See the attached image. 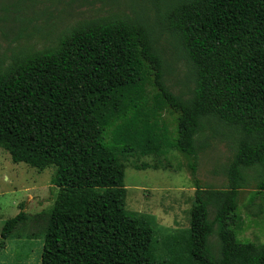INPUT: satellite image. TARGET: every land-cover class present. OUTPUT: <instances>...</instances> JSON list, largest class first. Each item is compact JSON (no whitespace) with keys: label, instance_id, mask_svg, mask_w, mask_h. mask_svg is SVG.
<instances>
[{"label":"trees","instance_id":"obj_1","mask_svg":"<svg viewBox=\"0 0 264 264\" xmlns=\"http://www.w3.org/2000/svg\"><path fill=\"white\" fill-rule=\"evenodd\" d=\"M128 9L0 61V148L13 164L54 168L39 264H264V242L238 239L241 191L253 189L251 217L264 208V0H129ZM4 20L16 39L29 36L25 19ZM164 42L184 62L185 90L166 82ZM224 125L234 140L227 183L202 186L199 156ZM169 151L195 191L188 229L159 244L151 222L125 209L121 160ZM24 220L20 211L4 223L0 252Z\"/></svg>","mask_w":264,"mask_h":264},{"label":"rangeland","instance_id":"obj_2","mask_svg":"<svg viewBox=\"0 0 264 264\" xmlns=\"http://www.w3.org/2000/svg\"><path fill=\"white\" fill-rule=\"evenodd\" d=\"M128 1L0 0V61L7 64L11 55L21 48L41 50L52 45L60 32L79 21L114 13L128 15L131 13ZM45 8H49L50 16L48 10L44 11ZM7 16L25 19V34L29 36L16 39L13 25L9 20H4ZM163 46L171 64L166 82L172 86L173 92L185 90L183 84L187 71L184 62L175 57L168 42H164ZM161 120L172 133L173 118L162 113ZM231 128L225 125L218 128L216 136L213 130L209 131V136L216 141L199 156L197 178L202 186L222 188L226 185L222 166L234 150ZM121 162L124 166L122 182L126 189V211L146 217L152 224L159 244L163 237L177 235L188 229L195 189L191 184L186 161L178 153L169 151L163 157L136 155L126 157ZM143 166L148 168L143 169ZM53 174V167L39 172L23 163L13 164L9 155L0 148V232L4 223L20 211L25 216V220L16 226L0 252V264H39L44 229L57 193L56 188L50 185L49 179ZM252 190L250 187L239 195V214L244 221V231L238 239L263 243L264 208L259 217L249 215L250 211H257L248 206ZM255 203H259V200ZM212 242L215 243L214 238Z\"/></svg>","mask_w":264,"mask_h":264}]
</instances>
